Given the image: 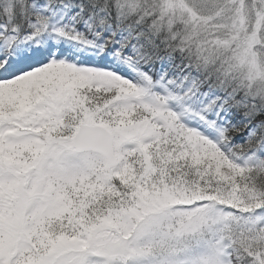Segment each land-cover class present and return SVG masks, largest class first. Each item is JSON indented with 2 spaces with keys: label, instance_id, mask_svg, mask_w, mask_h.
Here are the masks:
<instances>
[{
  "label": "snow or ice",
  "instance_id": "1",
  "mask_svg": "<svg viewBox=\"0 0 264 264\" xmlns=\"http://www.w3.org/2000/svg\"><path fill=\"white\" fill-rule=\"evenodd\" d=\"M0 264H264V0H0Z\"/></svg>",
  "mask_w": 264,
  "mask_h": 264
}]
</instances>
